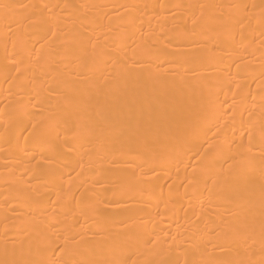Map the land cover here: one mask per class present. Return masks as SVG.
Here are the masks:
<instances>
[{
  "label": "bare ground",
  "instance_id": "1",
  "mask_svg": "<svg viewBox=\"0 0 264 264\" xmlns=\"http://www.w3.org/2000/svg\"><path fill=\"white\" fill-rule=\"evenodd\" d=\"M0 264H264V0H0Z\"/></svg>",
  "mask_w": 264,
  "mask_h": 264
}]
</instances>
